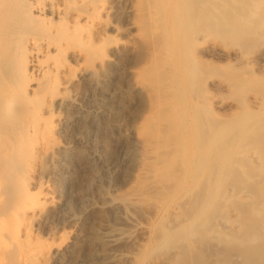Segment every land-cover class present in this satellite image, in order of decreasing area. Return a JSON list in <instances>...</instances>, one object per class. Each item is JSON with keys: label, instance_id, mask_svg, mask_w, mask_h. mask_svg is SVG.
<instances>
[{"label": "rangeland", "instance_id": "obj_1", "mask_svg": "<svg viewBox=\"0 0 264 264\" xmlns=\"http://www.w3.org/2000/svg\"><path fill=\"white\" fill-rule=\"evenodd\" d=\"M186 2L157 0V14L150 18V25L149 19L141 38L119 36L132 45L117 47L106 84L93 101L108 115L82 117L77 125L80 139L65 146L61 155L58 185L71 194L68 212L77 221L65 231H77V255L93 254L100 230L106 225L119 226L118 218L104 205L139 187V191L152 188L153 194L146 202L127 208L143 227H150V234L139 229L133 240L119 247L121 252L135 255L137 262L107 264H145L150 256L172 254L175 250H154L167 223L166 215L152 214L180 202L173 220L185 224L190 206L179 197L201 192H224L229 197L219 205L223 210L215 214L212 234L216 240H191L196 251L222 262L225 256L220 255L229 249L225 237L239 236L240 225L243 234V226L256 217L248 214L249 206L260 201L253 197L255 192L264 200V181L258 183L264 180V159L244 157L264 158V26L259 21L264 18V5L252 0H204L207 8L203 16L185 7ZM152 6L147 4L149 13ZM130 21L135 22L136 15ZM204 36L207 45L215 46L214 51L202 52L206 44H198ZM136 83L143 89L135 90ZM106 89L109 95L104 101L101 95H106ZM90 121L91 128L87 126ZM118 123L121 130L115 127ZM140 139L156 148L155 161L161 162L154 165L155 161H147L155 166L149 169L156 174L154 187L143 177L140 182L136 179L141 170L138 166L146 158L142 151L145 143ZM121 157L130 163L117 172L122 180L116 182L108 166ZM144 162L141 165L146 170ZM242 189L253 198L238 199L234 194Z\"/></svg>", "mask_w": 264, "mask_h": 264}, {"label": "bare ground", "instance_id": "obj_2", "mask_svg": "<svg viewBox=\"0 0 264 264\" xmlns=\"http://www.w3.org/2000/svg\"><path fill=\"white\" fill-rule=\"evenodd\" d=\"M156 1L0 0V264L130 262L135 255L121 252L120 245L133 240L139 229L150 234V227L147 224L143 227L127 208L146 202L153 194L152 188L139 191V187L122 199H110L108 205H104L118 218L119 226L103 227L94 242L96 251L89 256L77 255L80 237L75 230L65 231L68 225L73 227L77 223L68 212L71 194L62 184L58 185V181L63 164L61 155L70 143L75 144L80 139L81 131H77L80 119L108 115L104 107L96 108L93 101L98 100L96 95L106 84L117 47L132 45V41H122L119 36L141 38L149 19L157 14ZM252 1L264 5V0ZM149 2L153 5L150 13ZM184 6L203 16L207 8L204 0H187ZM133 15H136L135 22L130 21ZM259 21L264 26V18ZM206 41L205 36L201 37L198 45ZM214 50L215 46L208 43L202 52ZM141 87V83H136L134 89ZM105 94L101 95L104 101L108 98V89ZM92 125L91 121L87 123L89 128ZM115 127L121 130L119 123ZM148 143L142 149L148 159L145 163L143 157L144 165L147 161L154 163L158 157L154 152L156 148L146 145ZM244 157L253 161L264 159L254 155ZM127 163L130 161L123 157L108 166L113 180L120 181L122 177L117 172ZM141 163L136 179L140 182L139 178L143 177L147 185L149 181L156 184V174L149 169L161 162L155 161L154 165L148 162L150 168L146 165V170ZM249 180L255 184V180ZM243 190H237L234 195L238 199L252 197ZM258 194L255 192L253 197L260 199L259 203L248 208V214L256 217L243 226V234L240 225L239 236L225 237L229 249L220 255L225 256L222 262L216 259L218 257L211 258L196 251L191 240L192 237L202 242L216 240L212 234L213 221L215 214L223 210L219 205L228 200L227 194L201 192L180 196V200L190 206L189 222L185 224L173 220L180 202L160 208L152 217L166 215L167 225L159 232L154 250L175 251L170 255L150 256L145 264L165 263L167 259L163 256H168L169 264H209L212 261L214 264H264V200Z\"/></svg>", "mask_w": 264, "mask_h": 264}]
</instances>
